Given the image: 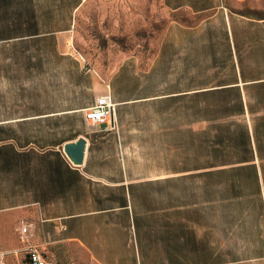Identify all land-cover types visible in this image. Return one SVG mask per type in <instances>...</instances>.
Wrapping results in <instances>:
<instances>
[{"label":"crops","instance_id":"obj_1","mask_svg":"<svg viewBox=\"0 0 264 264\" xmlns=\"http://www.w3.org/2000/svg\"><path fill=\"white\" fill-rule=\"evenodd\" d=\"M89 1L0 0V264L30 246L52 263L69 248L96 264H264V19L153 0L168 20L143 70L83 47ZM108 94L114 126L87 121ZM81 139L77 166L64 148ZM159 150L180 160L152 173Z\"/></svg>","mask_w":264,"mask_h":264},{"label":"rangeland","instance_id":"obj_2","mask_svg":"<svg viewBox=\"0 0 264 264\" xmlns=\"http://www.w3.org/2000/svg\"><path fill=\"white\" fill-rule=\"evenodd\" d=\"M226 4L235 12L248 14L255 17L264 18V0H224ZM82 14L88 16L85 22L90 28L86 32L83 47L91 52L92 56L97 60L103 59L108 61L111 58L125 55L140 56L145 63L143 70H147V62L150 58L155 59L161 47L163 40L164 27L168 19L158 5H154L153 0H132L125 5L117 0L108 2H100V0L89 1L83 8ZM130 18V20H128ZM134 18V21H133ZM108 47L115 51L107 52ZM106 54H102V53ZM123 53L125 55H123ZM153 77L164 79V71H155ZM162 109L171 108L167 103H159ZM189 123L193 124L195 117H191L195 110V103H190ZM175 109V107H173ZM172 108V109H173ZM160 109L158 104H152V112ZM161 119V117H158ZM172 120L177 122L178 119L169 116L166 122ZM184 121V119H183ZM186 121V120H185ZM195 124V123H194ZM195 127V125H194ZM178 136V135H177ZM168 142L175 141V135L167 138ZM177 152L176 156H173ZM181 152V151H180ZM168 158L162 159V155ZM180 160L179 151H157L152 152V173L167 172L168 169L174 167L173 163ZM155 163V164H154ZM228 184V183H226ZM223 188L225 187L223 184ZM251 188L250 183H242V186L236 189ZM51 260L55 264H96L81 249L65 248L58 253L51 255Z\"/></svg>","mask_w":264,"mask_h":264},{"label":"built area","instance_id":"obj_3","mask_svg":"<svg viewBox=\"0 0 264 264\" xmlns=\"http://www.w3.org/2000/svg\"><path fill=\"white\" fill-rule=\"evenodd\" d=\"M81 59L84 60L83 57H81ZM115 108L116 104L113 102L112 96L108 94L99 97L95 105L85 112V117L87 121L93 124H104L111 121L114 126ZM23 233H27L26 228L23 229ZM25 252L26 259L24 264H54L36 247L30 246Z\"/></svg>","mask_w":264,"mask_h":264},{"label":"water","instance_id":"obj_4","mask_svg":"<svg viewBox=\"0 0 264 264\" xmlns=\"http://www.w3.org/2000/svg\"><path fill=\"white\" fill-rule=\"evenodd\" d=\"M86 142L81 139L77 143L67 145L64 148L65 154L74 165L81 166L85 156Z\"/></svg>","mask_w":264,"mask_h":264},{"label":"trees","instance_id":"obj_5","mask_svg":"<svg viewBox=\"0 0 264 264\" xmlns=\"http://www.w3.org/2000/svg\"><path fill=\"white\" fill-rule=\"evenodd\" d=\"M14 12H19V7H14ZM240 14L247 15V16H251V15L243 14V13H240ZM253 17H255V16H253ZM255 18H260V17H255ZM262 19H264V18H262Z\"/></svg>","mask_w":264,"mask_h":264}]
</instances>
